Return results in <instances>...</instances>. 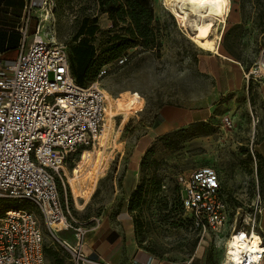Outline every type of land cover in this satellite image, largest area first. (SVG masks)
Returning <instances> with one entry per match:
<instances>
[{"label":"rangeland","instance_id":"1","mask_svg":"<svg viewBox=\"0 0 264 264\" xmlns=\"http://www.w3.org/2000/svg\"><path fill=\"white\" fill-rule=\"evenodd\" d=\"M43 1H38V19L32 26L40 20L42 34L50 41L70 47L78 42L76 35L83 19H96L99 30L93 39L100 54L113 36L112 30H120L98 0H48V5ZM171 1L153 0L152 4L161 45L145 49L136 43L126 51L125 64L107 65L110 70L100 79L107 101L106 120L95 147L83 156L80 150L72 154L61 171L59 191L70 225L59 222L53 229L74 244L75 228L81 227L85 248H91L101 213L109 211L117 217L125 210L134 222L138 244L157 260L166 264L192 260L222 264L225 233L215 237L202 232L184 202L173 199L177 189L181 196L178 178L204 166L218 171L232 221L241 224L258 196L264 198V165L250 153L253 150L257 154L260 140L263 110L258 88L264 86V77L258 76L249 84L244 75L261 61L264 20L253 0H231L227 25L220 30L219 54L214 48L202 47L203 40L193 35L190 26H184ZM31 39L32 35L28 43ZM224 43L233 47L236 57L226 52ZM236 72L241 74L239 79ZM166 105L209 106L212 115L206 121L167 132L159 119V110ZM112 117L115 122L107 139L104 126ZM150 133L154 141L143 155L135 157L136 149L148 144ZM149 149L143 169L141 161ZM88 152H93L94 160L86 170H79ZM89 172L93 182L88 188ZM153 181L163 184L159 197L149 195L146 202H129L141 183L149 186ZM4 202L33 211L46 249L57 251L63 264H70L67 252L51 235L36 205L27 200L2 199L0 213ZM48 264L53 263L48 260Z\"/></svg>","mask_w":264,"mask_h":264},{"label":"built area","instance_id":"2","mask_svg":"<svg viewBox=\"0 0 264 264\" xmlns=\"http://www.w3.org/2000/svg\"><path fill=\"white\" fill-rule=\"evenodd\" d=\"M42 4L48 5V0ZM37 8L36 0H30L25 8L17 58L0 62V199L27 200L36 205L73 264H110L85 253L81 227L75 228L74 244L53 229L59 222L70 225L57 178L62 179L61 171L72 154L80 150L83 156L99 141L107 107L100 79L110 69L104 66L96 80L80 85L71 73L67 45L46 39L40 20L30 32L32 12ZM127 60L123 55L116 63L121 66ZM262 64L264 50L261 61L244 74L248 83L264 77ZM251 153L255 159L253 150ZM178 180L181 198L196 226L215 237L225 233V255L231 253L229 241L240 237L248 242L256 233L261 247L253 254L257 260L247 257L242 264H263L264 242L257 231L264 210L260 195L239 224L232 221L216 169L200 167ZM0 264H48L44 233L33 211L8 208L0 215Z\"/></svg>","mask_w":264,"mask_h":264},{"label":"trees","instance_id":"3","mask_svg":"<svg viewBox=\"0 0 264 264\" xmlns=\"http://www.w3.org/2000/svg\"><path fill=\"white\" fill-rule=\"evenodd\" d=\"M98 1L104 12L109 14L114 25L116 27L120 26V30H112V32H114L113 36L106 42L105 48L101 49L100 54H98V48L93 39L99 30L96 25L97 20L93 19L91 22L89 18L83 19L76 35V41L78 42L70 47L67 45L71 73L80 85H87L96 80L100 70L104 66L116 63L117 60L121 56L126 55V51L136 43H140L145 49H156L161 45L159 38L160 29L155 24L154 20L153 0ZM253 2L260 9L261 19L264 20V0H253ZM224 48L228 54L236 57L231 45L224 43ZM252 81L253 79H250L249 84H251ZM249 91L252 95V86H249ZM152 147L153 145L151 148ZM150 149L145 153L141 161L143 169L146 167L147 156L151 152ZM256 153L257 154L254 153L255 160L258 159V161L264 165V159L258 152ZM257 171L258 174L261 173L259 168ZM57 185L61 190L62 186L58 178ZM162 187L163 184L158 181H153L149 186L141 183L131 194L129 202H146V198L149 195L152 196V198L156 196L159 197L162 193ZM0 200L2 202V199ZM4 200L10 201L8 199ZM173 200L175 202H183L179 194V189H177L176 197ZM4 204L2 213L8 208L23 209V207L11 206L8 202H4ZM130 209L136 210L133 207ZM2 213H0V215H2ZM45 254L47 261L50 260L53 264H63L64 262V260L59 259L60 254L55 250L46 249L45 247ZM68 258L70 259L69 255ZM70 264H72L71 261Z\"/></svg>","mask_w":264,"mask_h":264},{"label":"crops","instance_id":"4","mask_svg":"<svg viewBox=\"0 0 264 264\" xmlns=\"http://www.w3.org/2000/svg\"><path fill=\"white\" fill-rule=\"evenodd\" d=\"M29 1L30 0H0V62H11L18 56L21 45L20 30L24 22L25 8ZM38 1L39 0H36L37 4ZM39 10L40 9L37 8L32 12L33 19L30 25L31 33L34 32L37 25L36 24L34 27L32 26L35 19H38V15L36 14ZM240 75L239 72H236L235 78L239 79ZM258 94L262 102L263 121L260 125V140L256 147L257 152L264 159V86L258 88ZM211 115L212 110L209 106L195 105L186 108H176L166 105L159 110V119L162 122L161 127L167 132L175 128L186 127L192 123L206 121ZM149 135H151V133ZM154 139L155 137L153 135L149 136L148 144L143 148H137L135 157L143 155ZM262 200L264 203V198ZM99 221L100 224L95 228L93 234L95 239L93 247H84V251L87 255L110 264H166L157 260L148 250L140 247L136 240L134 222L125 210L120 212L117 217L112 215V213L110 214L109 211L106 212V215L101 213ZM257 231L264 242V210L259 217ZM57 235L60 237L58 233ZM188 264L197 263H193L192 260L188 262Z\"/></svg>","mask_w":264,"mask_h":264},{"label":"bare ground","instance_id":"5","mask_svg":"<svg viewBox=\"0 0 264 264\" xmlns=\"http://www.w3.org/2000/svg\"><path fill=\"white\" fill-rule=\"evenodd\" d=\"M171 6L175 13L183 19L184 26H190L193 30V35L203 40V48H214L220 54L219 42L222 40V31L220 30H223L227 25L232 9L231 0H172ZM261 68L264 70L263 64ZM114 122L115 120L112 117L108 124L104 126V135L107 139L110 137ZM93 158V152H88L86 161L79 167V170H86L94 160ZM91 175L89 172L86 178L88 188L93 182ZM227 246L231 253L225 255L224 251L222 264L226 262L228 264L231 262L242 264L247 257L257 260L256 255L253 254L259 252L261 249L259 246V236L256 233L253 234V239L248 242L237 237L235 240L229 241Z\"/></svg>","mask_w":264,"mask_h":264}]
</instances>
